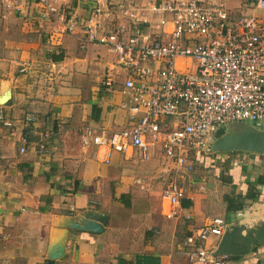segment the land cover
<instances>
[{
    "label": "crops",
    "instance_id": "crops-1",
    "mask_svg": "<svg viewBox=\"0 0 264 264\" xmlns=\"http://www.w3.org/2000/svg\"><path fill=\"white\" fill-rule=\"evenodd\" d=\"M61 1L86 16L79 1ZM259 1L223 0L234 17L255 16L264 24ZM61 29L54 18L41 20L25 4L20 12L4 11L0 4V99L9 94L0 110L12 123L11 128H0V264H187L183 243L212 218L244 226L243 235L264 227V184L257 187L259 198L246 201L240 211L227 212L223 200L245 195L247 182L264 175V155L199 154L195 168L210 159L207 155L219 156L218 184L195 185L193 179L186 184L184 178L186 196L178 215L167 219L169 205L162 191L155 203L138 188L146 183L141 180L143 170L156 172V178L169 174V181L178 179L158 147L147 162L137 152L113 153L106 165L104 149L82 146L86 128L110 134L130 124L122 108L120 82L112 89L102 84L106 72L114 68L115 55L98 44L81 50L77 40L61 34ZM52 55L61 59L53 60ZM24 63L29 68L21 72ZM28 114L34 115V122H25ZM23 137L27 144L20 153ZM225 177L231 182L224 183ZM88 214L108 217L103 231L73 227L83 225ZM57 251L61 257L51 258ZM231 256L235 257L229 264H264V243Z\"/></svg>",
    "mask_w": 264,
    "mask_h": 264
},
{
    "label": "built area",
    "instance_id": "built-area-1",
    "mask_svg": "<svg viewBox=\"0 0 264 264\" xmlns=\"http://www.w3.org/2000/svg\"><path fill=\"white\" fill-rule=\"evenodd\" d=\"M77 1L85 17L61 0L0 4L10 12H20L25 4L41 20L54 18L61 34L73 36L81 50L98 44L115 55L102 84L112 89L120 82L130 126L110 134L86 128L81 144L104 149L106 165L113 153L137 152L147 162L158 147L174 166L169 172L179 174L162 190L169 205L166 218L173 219L186 196L185 176L180 175L194 172L196 157L206 152L215 134L232 123L261 126L264 121V24L255 16L234 17L223 0ZM258 7L264 9V0ZM28 68L24 63L20 71ZM34 121L32 114L25 117L27 123ZM2 127L12 123L0 110ZM21 142L24 153L26 138ZM227 225L215 217L196 227L183 243L187 264H229L231 255L215 252Z\"/></svg>",
    "mask_w": 264,
    "mask_h": 264
},
{
    "label": "water",
    "instance_id": "water-1",
    "mask_svg": "<svg viewBox=\"0 0 264 264\" xmlns=\"http://www.w3.org/2000/svg\"><path fill=\"white\" fill-rule=\"evenodd\" d=\"M9 94H5L0 99V103H6ZM242 151L264 155V130L260 126L249 123H232L225 128L224 134L216 137L206 150L207 154ZM87 220L83 225L73 223L76 229L87 230L91 232H101L105 226L108 217L103 214L94 216L87 215ZM72 227V228H73ZM244 226L227 225L225 232L221 236L216 247V253H227L229 255H242L248 253L253 245L264 243V227L247 231ZM62 253L54 252L51 258L58 259Z\"/></svg>",
    "mask_w": 264,
    "mask_h": 264
},
{
    "label": "rangeland",
    "instance_id": "rangeland-1",
    "mask_svg": "<svg viewBox=\"0 0 264 264\" xmlns=\"http://www.w3.org/2000/svg\"><path fill=\"white\" fill-rule=\"evenodd\" d=\"M245 123H248V122H245ZM249 124H251V123H249ZM261 125H262V129H264V121L262 122ZM206 157H209L211 160L208 159L207 161H205L201 165L196 166L195 171H194L193 174L185 176L186 184L188 183V180L192 181V179H193V180H195V185L203 186L205 184V185H216L217 186V184H218V182H216L217 181V175H218V171L221 170V167H220L219 163L216 162V160L219 159L218 158L219 156L211 157V155H209V156L207 155ZM133 166L137 167V164H133ZM140 174L143 177L141 179L142 182L145 180L146 183H143L145 185L144 188L139 187L140 185L137 184L138 188L140 189L141 192L146 194L148 198H151L153 202L158 203L159 199H160V193L162 191L161 188L163 189V186H164L163 184L166 181H169V179H170V177L172 175H169V174L161 175L160 174L161 176L156 178V176H157L156 172H154V173H149L148 172L147 173L144 170H143V173L141 172ZM213 174L215 175L214 178L212 176ZM178 175L176 174L177 178H178ZM200 176H201V180H197L196 178H198ZM135 177H137V176H135ZM174 177H175V175H174ZM147 180H148V182H147ZM135 187H137V186L133 185V188H135ZM197 188L198 187H196V186H194V187L192 186L191 187V189L194 190L195 192L198 191ZM204 192H202V193H204Z\"/></svg>",
    "mask_w": 264,
    "mask_h": 264
},
{
    "label": "trees",
    "instance_id": "trees-1",
    "mask_svg": "<svg viewBox=\"0 0 264 264\" xmlns=\"http://www.w3.org/2000/svg\"><path fill=\"white\" fill-rule=\"evenodd\" d=\"M53 57V60H60L61 56L58 55L57 57ZM225 129H220L216 134L215 138L221 136L224 134ZM224 183L231 182V178H223L222 179ZM264 184V175H259L257 178H255L253 181H248V189L245 195L240 194H232L224 197V202L226 205V211L227 212H237L243 209V207L246 205V201H255L257 198H259L260 193L257 190L258 186H261ZM125 197V195H123ZM189 202H183V206H188ZM235 256H231V258H234Z\"/></svg>",
    "mask_w": 264,
    "mask_h": 264
}]
</instances>
